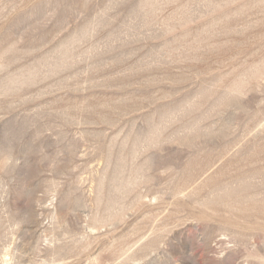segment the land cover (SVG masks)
<instances>
[{"label":"rangeland","instance_id":"obj_1","mask_svg":"<svg viewBox=\"0 0 264 264\" xmlns=\"http://www.w3.org/2000/svg\"><path fill=\"white\" fill-rule=\"evenodd\" d=\"M0 264H264V0H0Z\"/></svg>","mask_w":264,"mask_h":264}]
</instances>
